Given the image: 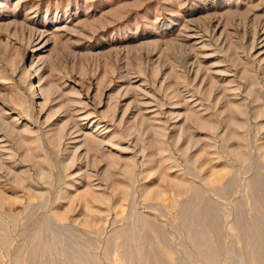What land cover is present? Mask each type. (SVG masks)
<instances>
[{"label":"rangeland","instance_id":"374dc122","mask_svg":"<svg viewBox=\"0 0 264 264\" xmlns=\"http://www.w3.org/2000/svg\"><path fill=\"white\" fill-rule=\"evenodd\" d=\"M0 264H264V0H0Z\"/></svg>","mask_w":264,"mask_h":264}]
</instances>
